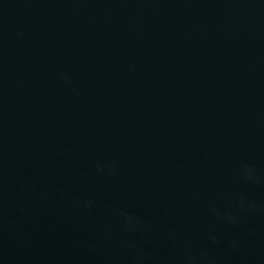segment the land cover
I'll return each mask as SVG.
<instances>
[{
	"label": "water",
	"instance_id": "1",
	"mask_svg": "<svg viewBox=\"0 0 264 264\" xmlns=\"http://www.w3.org/2000/svg\"><path fill=\"white\" fill-rule=\"evenodd\" d=\"M0 264H264V0H0Z\"/></svg>",
	"mask_w": 264,
	"mask_h": 264
}]
</instances>
